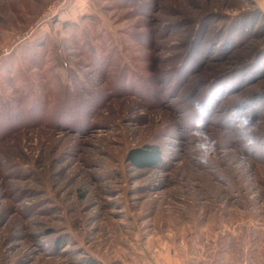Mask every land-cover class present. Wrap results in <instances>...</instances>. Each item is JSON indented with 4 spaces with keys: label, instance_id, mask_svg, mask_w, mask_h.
<instances>
[{
    "label": "rangeland",
    "instance_id": "374dc122",
    "mask_svg": "<svg viewBox=\"0 0 264 264\" xmlns=\"http://www.w3.org/2000/svg\"><path fill=\"white\" fill-rule=\"evenodd\" d=\"M9 63L52 94L0 127V264H264V0H0L6 95ZM237 110L261 121L250 153ZM146 144L162 159L138 169Z\"/></svg>",
    "mask_w": 264,
    "mask_h": 264
},
{
    "label": "trees",
    "instance_id": "16d2710c",
    "mask_svg": "<svg viewBox=\"0 0 264 264\" xmlns=\"http://www.w3.org/2000/svg\"><path fill=\"white\" fill-rule=\"evenodd\" d=\"M97 30L98 28L94 27L92 29L93 32L91 33H96ZM98 39L100 41L99 37H97V41ZM80 46L83 47L81 52H88L91 59L95 58L94 54H96L95 48H97V46H94L93 43L90 45L88 40L85 43H82L81 40H76L74 48L79 49ZM27 59L28 60L26 61L29 62L35 70L37 69L39 72L41 71L39 67L40 64H44V58L39 51L32 53ZM1 78L8 82L12 90V94L10 95H6V90L0 92V127L2 129H5L6 126H10L16 122H22V119L18 115L20 107L23 108V106L29 105L33 108L48 105V99L46 98L49 94H52V88L48 86L49 81H46L45 77H42L44 81L43 84L39 85L38 82H36L35 85L31 84L21 73H17L16 75L14 73V63H9L6 67L4 76ZM7 132L8 131L5 133ZM2 135L0 134V139ZM161 155L160 148L157 145L146 144L131 149L128 152L126 159L132 166L137 167L138 169H145L159 165L162 159Z\"/></svg>",
    "mask_w": 264,
    "mask_h": 264
},
{
    "label": "clouds",
    "instance_id": "9594fccd",
    "mask_svg": "<svg viewBox=\"0 0 264 264\" xmlns=\"http://www.w3.org/2000/svg\"><path fill=\"white\" fill-rule=\"evenodd\" d=\"M188 103L201 117L207 114L206 105L199 99L192 98ZM232 115L234 117L235 127L238 129L241 138L245 141V145L248 147L250 153L252 146L257 142L253 134L259 131L261 121L258 118H254L249 110H237ZM192 135L197 138L195 147L200 153L199 162L201 164H208L210 159L215 158L217 147L216 141L209 136L206 130V121L204 119H196L194 121ZM247 159L248 154L242 150L236 162V167L243 166Z\"/></svg>",
    "mask_w": 264,
    "mask_h": 264
}]
</instances>
